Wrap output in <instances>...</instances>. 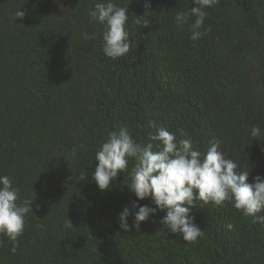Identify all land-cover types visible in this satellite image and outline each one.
<instances>
[{"label":"trees","instance_id":"obj_1","mask_svg":"<svg viewBox=\"0 0 264 264\" xmlns=\"http://www.w3.org/2000/svg\"><path fill=\"white\" fill-rule=\"evenodd\" d=\"M95 2L0 0V175L21 201L34 199L15 254L0 237V264H264V225L230 203L193 210L204 231L195 243L168 232L159 209L125 232L119 214L138 211L130 176L119 173L108 191L92 178L110 131L126 127L146 145L153 120L201 152L219 140L249 183L264 177V138L249 132L264 129V0H219L205 9L196 41L194 16L179 27L174 20L192 0H114L128 7L133 40L117 60L104 54V26L89 16Z\"/></svg>","mask_w":264,"mask_h":264},{"label":"clouds","instance_id":"obj_2","mask_svg":"<svg viewBox=\"0 0 264 264\" xmlns=\"http://www.w3.org/2000/svg\"><path fill=\"white\" fill-rule=\"evenodd\" d=\"M192 2L195 6L189 11L176 13L174 20L179 27L194 16L195 20L190 24V39L196 41L203 35L200 29L207 16L205 9L215 6L219 0ZM128 11V7L118 6L114 0H97L89 11L91 19L104 26L102 49L113 60L126 56L133 43L127 28ZM24 15L20 9L16 12L17 18ZM134 23L148 26L147 21L140 18ZM82 35L85 40L95 39V34L84 32ZM149 127L156 131L148 133L150 142L146 145L137 143L130 131L121 127L119 131L108 133L95 154L98 163L92 178L100 190H111L121 172L131 178L127 186L137 198L132 202V208L138 211L127 206L123 208L118 216L122 230L130 232L135 228L139 231L141 223L156 215L159 209L166 211L160 223L168 232L195 243L204 236V231L195 222L193 210L210 203L223 206L226 202L245 217H252L255 223L264 225V177L257 175L254 183H249L250 171L228 158L217 139L210 140L207 150L201 152L190 137L177 140L176 134L166 127L157 128L154 120L149 121ZM179 131L184 137L183 130ZM249 132L252 140L264 138V129L259 125L251 126ZM78 179L85 180V174L81 172ZM145 198H151L157 207L141 206L138 201ZM33 201H21L19 189L14 187L12 179L8 175H0V237H7L12 242L10 251L13 254L24 233L26 217L33 211ZM130 216L134 217L132 224L128 222ZM66 226L71 228L74 225L68 219ZM227 228L232 230L234 225L229 223Z\"/></svg>","mask_w":264,"mask_h":264}]
</instances>
